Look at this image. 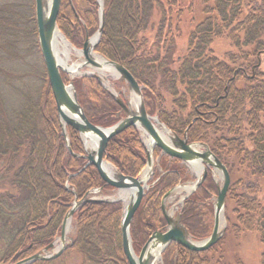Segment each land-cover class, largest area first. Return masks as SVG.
<instances>
[{
	"label": "trees",
	"instance_id": "obj_1",
	"mask_svg": "<svg viewBox=\"0 0 264 264\" xmlns=\"http://www.w3.org/2000/svg\"><path fill=\"white\" fill-rule=\"evenodd\" d=\"M26 2L16 7L12 4L5 11L0 8V28L9 31L16 50L7 57L8 67L0 64V162L6 167L4 179L20 190L17 197L0 193V217L9 218L4 225L14 220L8 229L3 263L29 257L56 239L75 199L73 189L81 198L92 187L104 186L97 169L90 165L80 171L85 159L73 156L66 147L38 44L35 3ZM63 2L69 14H65ZM72 2L77 13L70 0H62L58 24L79 46L87 32L91 35L99 28L98 2ZM155 29L150 44L147 32ZM173 31L178 36L186 34L188 41L187 52L178 59L168 37ZM226 33L238 49L252 47L239 67V57H232L230 64L211 50L214 39ZM19 40L27 45L25 54L23 48L18 49ZM96 49L123 64L144 86L148 113L158 111L177 134L183 136L187 131L189 141L207 143L231 174L245 170L251 179L232 181L227 194L226 201L235 203L232 213L236 218L227 215V230L237 236L256 232L264 245V203L257 195L259 181H264V0H105L104 30ZM33 53L38 57L32 58ZM63 78L67 80L65 75ZM74 84L93 123L112 126L120 119L119 103L96 77L82 76ZM162 90L181 111L191 107L188 117L162 110ZM68 133L73 150L85 153L80 133L71 126ZM139 134L137 127H128L110 140L106 150L108 160L126 175L136 176L146 166ZM158 156L164 174L150 186L131 225L137 252L155 230L165 226L162 198L185 179L179 159L156 147L155 158ZM216 195L217 184L209 171L181 205V221L196 239L212 233L211 198ZM74 219L73 246L55 260L31 264H57L73 255L79 257L80 264H128L122 248L119 204L89 202L77 210ZM223 242L224 238L204 252L172 242L163 253V264H220L221 259L212 261V253ZM261 261L264 264V251Z\"/></svg>",
	"mask_w": 264,
	"mask_h": 264
},
{
	"label": "water",
	"instance_id": "obj_2",
	"mask_svg": "<svg viewBox=\"0 0 264 264\" xmlns=\"http://www.w3.org/2000/svg\"><path fill=\"white\" fill-rule=\"evenodd\" d=\"M97 1L99 2V28L92 37L88 35L86 37L81 50L85 57V60L81 63L82 67H101V64L91 57L92 52L98 53L96 48L100 42L105 24L104 0ZM34 2L39 47L51 90L56 101L62 135L66 141L69 152L75 157H83L86 159L84 168L90 164L93 165L98 170L106 186L115 188L121 193H131L130 200L125 207L121 220L122 248L128 264H155L157 260H162V253L172 242H176L190 251L204 252L209 250L222 239L227 229L225 208L227 194L231 185V174L227 165L211 150L207 143L189 142L187 131L184 133L183 137L174 132H172V136L170 135L167 137L159 129L158 124H161L160 120L157 117L151 116L147 111L143 86L123 64L108 59L100 53L98 54L106 59L105 63L109 65L114 72L113 75L127 82L132 91V99L134 96L137 98L138 102L136 106L134 105V110L132 108L133 101L125 104L123 100L116 98L117 102L126 113V116L124 118L121 117L120 121L111 127H104L93 123L88 118L83 106L79 102L74 82L66 83L62 75L63 71L74 73L72 69L64 66L61 62L56 41L59 32L63 35L58 26V16L62 0H50L49 6L47 0H34ZM63 36L65 37V35ZM84 75H93L100 78V76L95 73H84ZM113 96L116 97L114 93ZM123 110L121 112H123ZM120 115L119 113V116ZM68 126H71L80 133L86 153L77 154L73 151L67 131ZM131 126H135L142 130L147 136V139H150L149 145H147V143L144 144L147 153L146 167L136 176L124 174L113 165V163L108 161L106 155L110 140ZM162 126L168 133L170 129L165 125ZM86 138H94L95 144L92 150H88ZM156 147L160 148L162 153L172 158H177L183 163L191 165L199 170L201 176L194 182L193 189L188 195L198 189L206 179L210 170L220 176L221 183L217 185V196L214 202V225L210 236L202 241L194 240L187 226L182 223L181 214L175 218L166 209L165 200L172 191L179 188L175 187L173 190L167 192L162 199V210L167 222L166 230H157L153 232L140 252L137 253L133 245L131 225L147 190L150 188L148 181L154 174L153 154ZM106 165L113 166L115 172L110 173L106 169ZM146 169H148L149 174L144 178L142 174ZM102 191L103 187L91 189L87 191L82 198H79L76 191H74L75 201L62 221L59 237L60 245L54 253H50V251L55 247V241L29 257L16 262L10 261L7 264H31L38 260L49 261L60 257L63 252L73 244V237L68 236L67 233L75 213L86 203L106 201L91 196L93 193H100ZM118 200H121V198L113 201ZM69 238L71 240L70 243H68Z\"/></svg>",
	"mask_w": 264,
	"mask_h": 264
},
{
	"label": "rangeland",
	"instance_id": "obj_3",
	"mask_svg": "<svg viewBox=\"0 0 264 264\" xmlns=\"http://www.w3.org/2000/svg\"><path fill=\"white\" fill-rule=\"evenodd\" d=\"M70 2L72 4V7H73L74 11L76 12L72 0H70ZM24 3H27L26 0H0V8L4 7L3 11H5L6 7L8 9H11L12 4H14V6L16 7L18 4H24ZM63 3H64V12H65V14H69L70 11H69V8H68L67 4L65 2H63ZM97 5H98L97 17H98V20H99V23H100L99 2L97 3ZM15 7H13V9H15ZM18 10L19 9H15V11H18ZM104 10H105V0H104ZM60 11H61V9H60ZM77 16H79V15H77ZM58 26H59V24H58ZM60 31L63 33L61 28H60ZM96 32H94L91 35H89L88 32H87L86 36H85V40H86L87 35L89 37H92ZM154 33H156V29L155 30H149L147 32V35L150 37V40H149L150 44L153 43L152 39L154 37ZM233 34L237 35L234 32H233ZM63 35H65V34L63 33ZM185 36H186V34L178 36V33L174 32V31L169 33L168 37H169V39L171 38V44H173L174 49L176 48V52H175L176 59L183 57L185 55V53L187 52V50H188V41H187V39H185ZM240 36L243 38V35L240 34ZM65 37H66L67 41L70 43V45L72 46L71 51L69 52V54H65L64 53V55H63V57L66 59L67 64L69 66H73L76 63H80V62L82 63L85 60V57H84L83 54L80 57V55L78 54V51L82 50L85 40H84L82 45L77 46V45L73 44L71 42V40L66 35H65ZM11 41H12V36L9 33V31H7V29H5L3 31V28L1 27L0 28V57H1L0 58V64H2L5 67H8V65H9V63H8V65H6L7 64L6 63L7 62V57L11 53H13L12 52L13 50L16 51L14 48H12L13 45H12ZM19 42L21 44H18V49H22L23 48L22 49V53L25 54L26 50H27V45H26L25 42L23 43L22 40H19ZM38 44H39V42H38ZM168 44H170L169 41L167 43H165L164 46L168 47ZM60 48L63 50V46L62 45H60ZM251 48L252 47L245 46L242 49H238L235 46V44L233 43L229 33H226V34H224L222 36L217 37L216 39H214L213 43L211 44V50L213 52V55H215L216 57H218L222 61H225V62L231 64L230 59L232 57H237V58L239 57L238 60H237L238 63L236 65V67H239L240 66L239 64H242L244 62L243 56L245 55L246 51L247 50L248 51L251 50ZM96 51H97V49H96ZM58 52H59V50H58ZM37 57H38L37 54L33 53L32 58H37ZM59 58L61 59L60 54H59ZM254 61H255V59L253 57H251V62H254ZM61 62H62V60H61ZM63 65L66 66L64 63H63ZM93 69L94 68L90 66V67H83V69H81V70H83L82 73L81 72L80 73H78V72L68 73V72H65V71H63L62 73L67 78V80H65L66 83L74 82L77 78L82 77V76H86V77L93 76V75H84V73H95L98 76H100V78H98L96 76H93V77H96L109 93H111L112 95L114 93L116 95V97H114L115 99L119 98V99L123 100V102L125 104H128V102L133 101V99H132V91H131V89H130V87L127 84L126 81L122 80L121 78L116 77L115 75H112L110 72L106 73L105 75H102V74H99V73L93 71ZM261 69L264 70V53L261 54ZM143 90H144V86H143ZM161 93H162V96L164 97V103L161 105L162 110L165 109L168 112L177 111L180 114H182L184 117H188V115L190 113V108H191L190 106H188V108H187V110L185 112L181 111L180 108L178 107V105L174 104L173 97L167 91H163L162 90ZM132 106H133L132 108L135 110L134 104ZM120 109H121L120 110V114H121L120 115V119H121V117L124 118L126 116V113L121 108V106H120ZM122 110H123V112H121ZM150 115L153 116V117H157L160 120L162 125H165V126H167L170 129L169 132L167 133L164 130L163 126L161 124H158L159 129L167 137H169L170 135L172 136L173 135L172 132L176 133L175 131L172 130V128L170 126H168L160 118V113L158 111L156 113L150 114ZM119 121L120 120H118L116 123H118ZM104 127H111V126H104ZM138 130L140 131L139 136H140L141 142L144 145L147 142V136L143 133L142 130H140V129H138ZM190 142H196V141H190ZM65 144H66V141H65ZM70 144H71V142H70ZM66 147H67V145H66ZM83 148L85 149L84 144H83ZM145 151H146V149H145ZM82 154H84V153H82ZM146 155H147V153H146ZM153 156H154V174L152 175V177L148 181L149 185L154 184L158 180L159 176L164 174V169L160 165V157L158 156L157 158H155V151H154ZM85 165H86V159H85ZM84 166L82 168L83 170L86 168V167L84 168ZM179 166L182 168V170L184 172L185 179L181 180L171 190H173L175 187L190 186V185L193 186L194 182L198 179L199 176H201V173L199 172V170L195 169L191 165L184 164L183 162H180ZM145 167L142 170H144ZM5 169H6V167L4 166V164L2 162H0V193L1 194H3V193L4 194L14 193L16 195V197H17L19 195V191L20 190L19 189L17 191L14 190L13 187H10L9 183L7 182L8 178L4 179L5 172H6ZM82 169L80 171H82ZM210 172L212 173V176H213V178L215 180V183L217 185L220 184L221 183L220 176L217 173L213 172L212 170H210ZM75 175H76V173H75ZM238 179H243V181L247 182L251 178H249V176L247 175L245 170L243 168H241L240 170H237V171L234 170L232 172V174H231V183H232V181H236ZM259 183H260V190L257 193V195H258L259 200L262 203H264V181H259ZM100 187H103V191L100 192V193H93L91 196L93 198H96V199H104V200H106V202L119 204L120 219L122 220L123 213H124L125 207L127 205L125 203L124 199L121 197L122 193L119 190H117L115 188H112L110 186L99 185V186H94L91 189H95V188L98 189ZM73 190L76 191L75 189H73ZM190 195H188L182 189H180V191H178V190L172 191V193L165 200V206H166L167 211L169 213L172 212L173 217L176 218L180 214V208H181V205L183 204L184 200ZM216 196L211 198V202L213 203V208H214V202H215ZM119 198H121V200L113 201V200L119 199ZM74 201H75V199H74ZM72 205H73V203H72ZM227 205H228V208H227ZM234 208H235V203H234V201L232 199L230 201L229 200L226 201L225 218L227 220V227H228L227 215L231 216L232 220L236 219L235 215L232 213V210ZM8 219L9 218H7V220ZM7 220L6 219H2L0 217V264H7V263L1 262V259H2V255H3V252H4V248H6V246H5L6 243L5 242L7 240V236L9 235L8 229L14 223V220L10 219V221L8 222L9 225L6 226V225H4V223L6 224ZM71 222H72V227H71V231L69 233V236H72L73 239H74V235H75L76 227H77L76 226V220L74 219V217H73ZM213 225H214V213H213ZM166 228H167V222H166L164 227H161V228H159L157 230L163 231V230H166ZM157 230H155V231H157ZM212 230H213V228H212ZM59 237H60V234L54 240L55 241V247L53 249H51L50 253H54L56 251V249L59 247V245H60ZM149 237H148V239H149ZM192 238L194 240H196V241H202V240L205 239V238L196 239L193 236H192ZM222 238H224V242L220 246H218V248L216 249L215 252L212 253V256H213L212 261L213 262H218L221 259V261H219L220 264H262L261 259H262V253L264 251V245L260 242V240L258 238V234L256 232L244 231V232H241V234L237 236L234 233L233 230H231V231L229 230L228 231L226 229V232L224 233ZM70 242H71V240L69 238L68 239V243H70ZM73 244H72V246H73ZM143 245L140 247V250L143 247ZM67 250H65L63 252V254ZM139 252H137V253H139ZM163 253H162V256H163ZM57 264H80V259H79V257L77 255H73L72 257L68 256V258H66L63 261H59ZM155 264H163V258H162V260H160V259L157 260Z\"/></svg>",
	"mask_w": 264,
	"mask_h": 264
},
{
	"label": "bare ground",
	"instance_id": "obj_4",
	"mask_svg": "<svg viewBox=\"0 0 264 264\" xmlns=\"http://www.w3.org/2000/svg\"><path fill=\"white\" fill-rule=\"evenodd\" d=\"M47 3H48V6H49V4H50V0H47ZM60 29V28H59ZM57 40V47H58V50H59V54H60V57H61V60H62V62L67 66V67H69L70 69H72L74 72H78V73H82L83 72V70H81V69H83V67L81 66V62L80 63H76L75 65H73V66H69L68 64H67V62H66V59L63 57V55H64V53L65 54H69V52L71 51V48H72V46L70 45V43L67 41V39L59 32L58 34H57V38H56ZM92 42V41H91ZM60 45H62L63 46V50L60 48ZM78 54L80 55V57L82 56V51L81 50H79L78 51ZM91 57L96 61V62H98V63H100L101 64V67L100 68H94L93 69V71H95V72H97V73H99V74H102V75H105L106 73H108V72H110L112 75H113V71H112V69H111V67L109 66V65H107L106 63H105V58L102 56V55H100V54H98V53H96V52H92L91 53ZM80 65V66H79ZM137 102H138V100H137V98L136 97H134L133 96V104L136 106L137 105ZM86 140V146H87V148H88V150H92L93 148H94V144H95V140H94V138H86L85 139ZM147 145H149V143H150V139L148 138L147 139ZM106 169L110 172V173H114L115 172V169H114V167L113 166H111V165H106ZM149 174V172H148V169H146L144 172H143V174H142V176L144 177V178H146L147 177V175ZM180 189H182L183 191H185L187 194H189L190 193V191L193 189V186H181V187H179L177 190L178 191H180ZM122 196V198L124 199V201H125V203L127 204L128 202H129V200H130V196H131V193L130 192H127V193H122L121 194ZM171 215H172V212L170 213ZM173 216V215H172ZM71 227H72V222L70 223V225H69V230H68V233H67V235L69 236V233H70V231H71ZM74 243V242H73Z\"/></svg>",
	"mask_w": 264,
	"mask_h": 264
},
{
	"label": "flooded vegetation",
	"instance_id": "obj_5",
	"mask_svg": "<svg viewBox=\"0 0 264 264\" xmlns=\"http://www.w3.org/2000/svg\"><path fill=\"white\" fill-rule=\"evenodd\" d=\"M104 186H106V185H105V182H104Z\"/></svg>",
	"mask_w": 264,
	"mask_h": 264
}]
</instances>
